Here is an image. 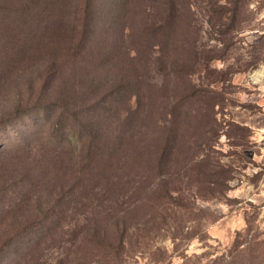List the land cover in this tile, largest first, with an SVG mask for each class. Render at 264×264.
<instances>
[{"label": "rangeland", "instance_id": "rangeland-1", "mask_svg": "<svg viewBox=\"0 0 264 264\" xmlns=\"http://www.w3.org/2000/svg\"><path fill=\"white\" fill-rule=\"evenodd\" d=\"M74 1L64 5L61 28L50 27L55 33L33 29L25 39L23 21L36 18L21 21L13 9L11 21L0 22V49L9 45L0 60V264H264V0H178L160 49L151 30L158 0L128 1L132 32L121 42L115 11L125 0H96L94 46L118 53L106 67L97 53L60 64L47 44L71 29ZM3 26L18 39L5 38ZM124 47L140 55L130 61ZM121 75H142L146 84L136 133L143 140L139 149L123 146L125 161L142 156L137 173L128 169L143 180L123 186L121 205L108 214L89 200L95 178L84 165L100 166V150L107 155L125 134L123 118L108 108L116 94L106 92L116 79L127 83ZM182 92L192 98L174 119L165 107ZM48 112L63 113L58 140ZM90 121L99 128L96 150L80 160L81 145L68 138ZM171 135L166 172L151 171L145 160ZM219 167L226 171L217 176ZM165 192L173 200L162 201Z\"/></svg>", "mask_w": 264, "mask_h": 264}, {"label": "trees", "instance_id": "trees-1", "mask_svg": "<svg viewBox=\"0 0 264 264\" xmlns=\"http://www.w3.org/2000/svg\"><path fill=\"white\" fill-rule=\"evenodd\" d=\"M67 0H0V8L2 10L3 15L0 18V22L2 24H6V22L11 21V17L7 15L10 10L16 11V19H18V14L21 17L26 16V14H33V18H36L35 23H28V19L26 17V20L23 25V28L25 29L26 33L24 38L28 39V33L29 31L33 29H37L40 31L41 29L46 30V34L48 33H55L56 31L50 27H52L53 24H57L58 28H61L62 24L59 20V17L62 15V12H64L67 7L64 6L69 2H66ZM128 1L129 0H123L124 3L120 5L117 11H115L116 14V21L115 26H117V34L116 39L123 41L126 39L128 35L131 34L132 30L130 29V25L127 24L126 19H128V16H130V9L128 8ZM155 1V0H153ZM96 0H75L74 1V19L70 20L71 29L68 31H62L64 33V37L60 36V39L55 40L51 39L47 44L49 48L52 51H56L55 53L58 54L59 58L63 59V63L60 64H69V65H76L78 62L82 61L81 59H84L85 57L91 55L92 57L95 56L94 53H97L102 58V64L106 67L110 63L114 61L118 57V53H113V51L116 50V48H112L111 44L109 46H105V43L102 46H94L95 42V32H96V25H95V19L93 17L94 13V7ZM178 0H158L159 7V13H160V19L159 21L153 22L151 24V30L156 35H154L155 43L158 46V49L162 47V42L160 43V37L161 34L170 30V27L172 26L174 20H176L178 15ZM20 4L18 6H15L14 4ZM63 4V5H62ZM15 6V7H14ZM23 24V23H22ZM21 26V25H20ZM5 38H13L14 40L18 39L19 32H16L14 30H10L8 27L3 26V30L1 31ZM44 32V30H43ZM22 34V32H20ZM61 35V34H60ZM4 38V39H5ZM49 40V39H48ZM9 46V45H7ZM7 46H5L3 49H0V52H2V56L0 53V60L4 59V57H7ZM95 49V51H94ZM2 50V51H1ZM124 54H126V58L129 57L130 61H134V56L140 55V51L138 49H126L124 47ZM132 54V57L130 56ZM141 56H136V60H138L137 63L142 62ZM59 66H57L55 69H58ZM142 76V75H141ZM140 75L136 79H132V77H126L125 75H121L119 77L120 79L126 78V84L119 85L117 84V80H114V84L112 87H108L106 89V92H110L109 90H113L111 96L115 95L113 99L109 101V111L111 113H114L115 116L118 115V117L123 118L122 120V127L125 132V134H122V136H119V138L112 143L113 147L110 148L109 153L107 155L105 152L100 150V153L98 154V158L96 160H105L102 163H100V166L94 165V166H86L88 169H90V175L95 178L93 180V190H91V199H89L91 202H96V205H98V208L103 207L105 212L109 214L111 212L110 210L113 208V205L120 206L121 201L123 199V194L119 195L117 192L121 189H123V186H126L128 188V191L134 188V186H137L138 182L139 184L143 180L142 177L140 179L137 173L138 169L141 167L137 164L141 163L143 166V159L142 156L136 151V155H133L130 160L127 162V154H125V150L123 149V146H130V147H136L137 149L140 148V143L142 142V138L139 137L136 133L139 132V122L142 118L141 113L143 111V97L141 94L142 87L146 84H144L142 78ZM115 85H119L117 87H114ZM134 86V88H133ZM123 87V88H122ZM115 88V89H113ZM134 90V91H133ZM135 98V102L132 103L131 100ZM192 98L190 94H186L185 92L174 94L173 97H171L168 100V103L165 107L166 114L170 115L174 119L185 116L186 112V106L188 105V100ZM209 106V105H208ZM62 111V110H61ZM41 112L44 113L43 110ZM42 114V116H44ZM50 113V112H48ZM20 114H24L23 111L16 112L12 114L11 116L6 117L2 120L1 126L8 124L17 116ZM47 119V122L51 128V130H54L52 132V136L54 139L58 140L57 131L60 126L61 120H63V113L60 114H52ZM5 123V124H4ZM87 126H83L82 131L80 130H73V132L69 135L70 137L68 140L74 141L75 143H78L81 145L80 150V160L85 159L87 160L88 156H92L94 154V146L93 144L97 142L95 132L97 128V125H94L91 121L87 124ZM122 130V131H123ZM125 135V136H124ZM52 138V139H53ZM175 137L173 135L171 136H165V145L163 148L157 152L154 153L153 157L154 159L150 161V157H148L146 163H148L147 168L150 169L153 172H158V174H162L166 171H163L166 167L167 160H169V157L172 156L174 150H175V141L173 140ZM145 144V143H144ZM143 144V146H144ZM128 146V147H129ZM142 146V147H143ZM109 148V147H108ZM95 160V161H96ZM131 161V162H130ZM89 162V161H86ZM128 164V166H125V168H122L124 164ZM99 167V168H96ZM134 168L135 173L131 172L132 170H129L128 168ZM143 168V167H142ZM219 172H214L217 176H220L225 173V169L222 167L218 168ZM87 170V169H86ZM129 172L127 173V171ZM134 171V170H133ZM132 175L133 178H130V175ZM141 174V173H139ZM102 175V176H101ZM100 176L103 179L105 186L104 189L101 187L100 182ZM141 176V175H140ZM162 178V177H160ZM225 176L220 177V179L223 181L225 180ZM220 183V181L213 182V185ZM223 184V183H222ZM127 191V192H128ZM105 193V195H104ZM111 193V199L109 197V194ZM127 194V193H126ZM101 199H98V198ZM162 201H171L173 200L171 195L167 192L162 193L160 196ZM97 214V212H96ZM97 231L94 232V236H97ZM10 243V242H8ZM123 240L120 237V240L117 242V245L121 247L123 245ZM212 264H218L217 261H213Z\"/></svg>", "mask_w": 264, "mask_h": 264}]
</instances>
